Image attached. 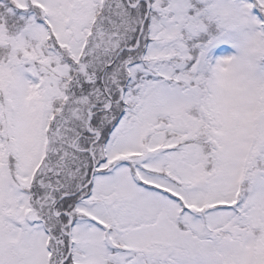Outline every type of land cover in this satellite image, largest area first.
Here are the masks:
<instances>
[{
  "label": "snow or ice",
  "instance_id": "6c2138e0",
  "mask_svg": "<svg viewBox=\"0 0 264 264\" xmlns=\"http://www.w3.org/2000/svg\"><path fill=\"white\" fill-rule=\"evenodd\" d=\"M0 264H264V0H0Z\"/></svg>",
  "mask_w": 264,
  "mask_h": 264
}]
</instances>
